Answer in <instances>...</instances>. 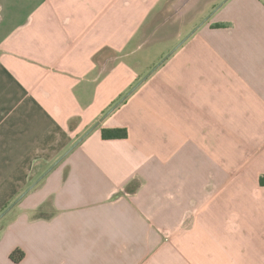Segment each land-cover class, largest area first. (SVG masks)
Masks as SVG:
<instances>
[{"label":"crops","instance_id":"0c3cea01","mask_svg":"<svg viewBox=\"0 0 264 264\" xmlns=\"http://www.w3.org/2000/svg\"><path fill=\"white\" fill-rule=\"evenodd\" d=\"M167 2L0 0V215L148 74ZM229 2L0 220V264H264V3Z\"/></svg>","mask_w":264,"mask_h":264},{"label":"rangeland","instance_id":"374dc122","mask_svg":"<svg viewBox=\"0 0 264 264\" xmlns=\"http://www.w3.org/2000/svg\"><path fill=\"white\" fill-rule=\"evenodd\" d=\"M222 1L223 0H169V2L165 3L154 16L151 31L149 33L150 38L147 40L149 46L146 51H143L139 55V58L144 65L143 68L155 63V65L148 70L149 73L186 36H188V34H190L206 17H208ZM261 1L264 3V0ZM230 2L214 17L212 16L208 22H210V20H219L226 10L230 8L228 6L232 5ZM205 26L206 24H204V27ZM39 186L40 185H38V187ZM15 201L16 200L13 202ZM18 208L19 204L11 210L10 213L12 214V212H16L19 210Z\"/></svg>","mask_w":264,"mask_h":264},{"label":"water","instance_id":"95a60500","mask_svg":"<svg viewBox=\"0 0 264 264\" xmlns=\"http://www.w3.org/2000/svg\"><path fill=\"white\" fill-rule=\"evenodd\" d=\"M229 0H223L213 12L206 17L188 36H186L158 65H156L137 85L124 95L96 124H94L61 158L57 160L34 184H32L15 202H13L1 215L0 220L10 212L51 170H53L75 147H77L90 133H92L103 120L113 113L142 83H144L174 52L177 51L191 36H193L209 19L222 8Z\"/></svg>","mask_w":264,"mask_h":264},{"label":"trees","instance_id":"16d2710c","mask_svg":"<svg viewBox=\"0 0 264 264\" xmlns=\"http://www.w3.org/2000/svg\"><path fill=\"white\" fill-rule=\"evenodd\" d=\"M127 137L128 132L126 129H109L103 131L104 139H125ZM10 258L14 263H20L24 258V253L17 249L11 254Z\"/></svg>","mask_w":264,"mask_h":264}]
</instances>
